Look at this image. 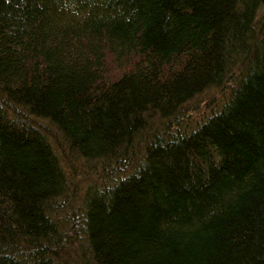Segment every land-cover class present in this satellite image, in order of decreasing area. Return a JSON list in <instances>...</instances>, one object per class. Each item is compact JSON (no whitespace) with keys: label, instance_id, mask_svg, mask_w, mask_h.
<instances>
[{"label":"trees","instance_id":"1","mask_svg":"<svg viewBox=\"0 0 264 264\" xmlns=\"http://www.w3.org/2000/svg\"><path fill=\"white\" fill-rule=\"evenodd\" d=\"M0 264H264V0H0Z\"/></svg>","mask_w":264,"mask_h":264},{"label":"rangeland","instance_id":"2","mask_svg":"<svg viewBox=\"0 0 264 264\" xmlns=\"http://www.w3.org/2000/svg\"><path fill=\"white\" fill-rule=\"evenodd\" d=\"M204 106V105H203ZM200 113V112H199ZM198 114V113H197ZM72 234V232L70 233V245L71 246H74V244H75V242H76V239L75 238H73V236L71 235Z\"/></svg>","mask_w":264,"mask_h":264}]
</instances>
